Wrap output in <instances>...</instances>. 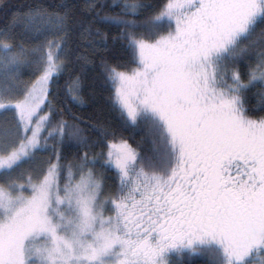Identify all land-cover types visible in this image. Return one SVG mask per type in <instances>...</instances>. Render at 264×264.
Instances as JSON below:
<instances>
[{"label":"snow or ice","instance_id":"obj_1","mask_svg":"<svg viewBox=\"0 0 264 264\" xmlns=\"http://www.w3.org/2000/svg\"><path fill=\"white\" fill-rule=\"evenodd\" d=\"M193 256L264 264V0H0V264Z\"/></svg>","mask_w":264,"mask_h":264},{"label":"trees","instance_id":"obj_2","mask_svg":"<svg viewBox=\"0 0 264 264\" xmlns=\"http://www.w3.org/2000/svg\"><path fill=\"white\" fill-rule=\"evenodd\" d=\"M11 3L13 4H24L26 2H28V0H10ZM61 83H63L61 81ZM106 96L107 93L104 94V98H101L99 103L104 104L106 107ZM78 112H83L85 116H87L89 113H91L93 111V109L91 107H83V108H78L77 109ZM185 264H206V258L205 257H200V256H193L191 261H187L185 260Z\"/></svg>","mask_w":264,"mask_h":264}]
</instances>
